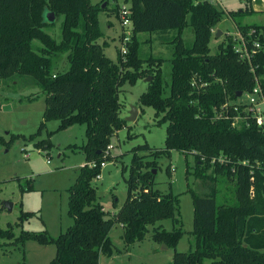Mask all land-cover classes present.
<instances>
[{
	"label": "trees",
	"instance_id": "obj_1",
	"mask_svg": "<svg viewBox=\"0 0 264 264\" xmlns=\"http://www.w3.org/2000/svg\"><path fill=\"white\" fill-rule=\"evenodd\" d=\"M125 1L132 36L127 56L119 51L115 62L105 53L107 42L100 43L104 38L99 27L101 4L91 0H0V111L5 84L33 85L47 96L40 132L46 122L59 120L57 131L84 125L87 137L86 144L79 147L86 165L70 189L69 215L74 225L57 239L46 233L22 232L17 241L56 244L57 255L50 264H101V256L112 253L110 234L119 223L128 245L143 241L153 227L154 241L175 249L185 231L155 226L165 220L180 226L179 196L155 188L157 161L144 162L139 153L160 157L178 151L195 158L194 174L209 192L189 191L194 205V248L188 253L176 251L173 264H264V127L236 104L239 92L251 93L260 86L264 93V38L258 37L257 28L243 22L247 13L257 12L230 13L244 35L251 56L248 61L236 52L233 35L219 45L218 52L211 53L212 31L225 12L208 1ZM47 10L55 13L56 20L62 19L60 42L46 32L53 27L45 22ZM116 12L119 18L118 6ZM185 30L194 36L192 43L183 39ZM144 33L169 37L174 44L170 82L163 77L161 59L141 57L140 34ZM253 42L261 46L255 53ZM63 55L70 67L57 73L54 66ZM151 73L154 78L140 104L152 107L157 117L162 115L159 125L168 122L165 149L153 151L148 144L134 148L126 202L110 218L92 181L100 175L101 165L111 160L107 149L112 138L127 126L120 116L122 87ZM237 118H241L239 125L233 127ZM38 147L51 148L52 143L42 141ZM90 163L96 166L90 167ZM228 181L235 187L233 205L218 202L217 185ZM2 210L0 203V214ZM30 215L23 213L21 223ZM14 237L11 228H0V240Z\"/></svg>",
	"mask_w": 264,
	"mask_h": 264
},
{
	"label": "rangeland",
	"instance_id": "obj_2",
	"mask_svg": "<svg viewBox=\"0 0 264 264\" xmlns=\"http://www.w3.org/2000/svg\"><path fill=\"white\" fill-rule=\"evenodd\" d=\"M103 1L109 5L99 14V27L104 34L100 43L107 42L109 47L105 53L116 62L124 34L131 30L121 26V20L116 12L117 5L123 0H91L92 4H101V7ZM207 1L225 12L222 22L212 31L211 53L218 52L219 45L227 42L230 34L235 36L230 13L238 12L241 4H246V7L239 12L245 10L251 12V9L262 14L264 12V0ZM261 13H247L243 22L247 26L257 28L254 31L258 32V37L264 38V16L256 17L262 15ZM108 21L113 24L112 29L109 28ZM61 23L62 19L56 20L53 27L46 29L57 42L61 41ZM218 30L222 31L220 37H216ZM240 35L244 37L242 32ZM183 39L187 43H192L194 36L189 30H185ZM140 40L141 57L161 59L163 77L170 82L171 60L174 56V44H171L170 38L163 39L156 34L144 33L140 35ZM237 46L239 47V43ZM69 67L66 55H63L59 63L55 64L54 71L62 73ZM154 67L157 68V65ZM153 76L152 73L149 75L154 78ZM149 77L138 80L134 85L127 83L122 87L121 118L127 121L132 107H137L138 117L135 121H127V126L112 138L107 149V155L111 156V160L105 161L102 166L101 178L92 181L98 201L110 218L117 214L126 202L134 148L148 144L153 151L165 149L168 122L159 125L162 115L157 117L152 107L140 104L141 96L149 89L151 82L146 81ZM25 79L31 81V78ZM262 79L264 82V77ZM14 86L12 81L4 85L3 105L0 111V203L13 204L11 211L3 207L0 228L4 230L11 228L15 237L0 240V264H50L57 255L56 244L42 245L34 240L20 244L17 239L22 232L46 233L49 237L57 239L74 225V219L69 215L70 189L76 183L80 169L86 165L85 154L79 149L87 141L86 127L75 125L57 131L60 121L51 120L45 123L46 127L40 132L44 122L46 94L33 85ZM246 100L245 96L240 97L236 104ZM233 104L234 102L230 103ZM12 137L16 139L9 143ZM47 140L51 141V148L38 147L39 142ZM139 156L145 157L144 162L157 161L155 188L163 194L173 193L179 196L177 218L180 220V226L174 225L172 220H165L155 228L160 225L163 229L171 231L174 227H181L185 235L175 249L167 248L154 241L153 227H150L143 241L128 245L124 240V228L117 223L110 234L114 248L110 255L101 256V264H173L176 251L188 253L194 248V237L191 234L194 229V205L189 191L199 195H206L209 192L208 186L194 174L195 158L178 151L160 157L140 152ZM211 172L212 170L209 174ZM217 188L220 191L219 203L228 205L236 203L235 187L232 182L220 183ZM23 213L31 215L21 223Z\"/></svg>",
	"mask_w": 264,
	"mask_h": 264
},
{
	"label": "built area",
	"instance_id": "obj_3",
	"mask_svg": "<svg viewBox=\"0 0 264 264\" xmlns=\"http://www.w3.org/2000/svg\"><path fill=\"white\" fill-rule=\"evenodd\" d=\"M117 6L119 8V18L121 20V26L124 27L125 29L129 28L131 30V32L127 31L124 34V37L120 45V53L125 58L128 54V44L132 36V21L130 20L129 5L126 3V1L123 0V2L121 4H118ZM233 33L236 36L235 41L239 43V47L237 45L235 46L236 52L240 53L241 59L250 61L251 60L250 52L248 50V47L246 45L244 38L241 37L240 32L238 30ZM253 47H254V50L252 52L255 53L256 49H260L261 46L259 42H253ZM244 96L247 98V100L245 102H240L238 106H242L243 113L252 117L256 121L258 126L264 127V93H263V90L261 89L260 86H256L251 93L243 94L242 98ZM240 119L241 118H237L235 120V122L233 123V127L238 126L237 124L239 123ZM26 157L28 158V155ZM104 164L105 163H103L101 167L104 166ZM88 165L90 167L96 166L95 163H90ZM100 178H101V175L97 177V179H100Z\"/></svg>",
	"mask_w": 264,
	"mask_h": 264
},
{
	"label": "water",
	"instance_id": "obj_4",
	"mask_svg": "<svg viewBox=\"0 0 264 264\" xmlns=\"http://www.w3.org/2000/svg\"><path fill=\"white\" fill-rule=\"evenodd\" d=\"M106 6H107V4L104 3L103 6H102V8L104 9V8H106ZM44 18H45V22H47V23L53 24V23L56 22V15H55L54 12H51V11H48L47 10L45 12ZM221 35H222V31L218 30L217 33H216V37H220ZM152 79H153L152 77H149L146 81L150 83L152 81ZM242 95H243V93L242 92H239L238 95H237V98L242 97ZM138 113L139 112H138L137 107H132V112L130 114V117L127 118V121H135L137 119V117H138ZM154 174H156V170L154 171ZM2 206L5 209H8L10 211L13 208V204H11L9 202L2 203Z\"/></svg>",
	"mask_w": 264,
	"mask_h": 264
},
{
	"label": "crops",
	"instance_id": "obj_5",
	"mask_svg": "<svg viewBox=\"0 0 264 264\" xmlns=\"http://www.w3.org/2000/svg\"><path fill=\"white\" fill-rule=\"evenodd\" d=\"M193 1H195V2H204V1H200V0H193ZM207 1V0H206ZM245 3V2H244ZM244 5V6H243ZM241 4L240 5V7H241V9H239V10H237V11H241V10H243L245 7H246V4ZM251 8V7H250ZM255 11V10H254ZM228 12H229V10H228ZM255 12H257V13H261V12H258V11H255ZM262 14V13H261ZM264 16V12H263V14L262 15H260V16H256L257 18L258 17H263ZM232 21V20H231ZM232 23H233V28H234V31L233 32H236V30H237V26H236V24L232 21ZM108 26H109V28L110 29H112V26H113V24L110 22V21H108ZM140 35H142V34H140Z\"/></svg>",
	"mask_w": 264,
	"mask_h": 264
}]
</instances>
